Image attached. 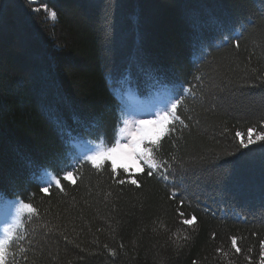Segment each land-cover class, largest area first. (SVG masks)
<instances>
[{
	"label": "trees",
	"instance_id": "1",
	"mask_svg": "<svg viewBox=\"0 0 264 264\" xmlns=\"http://www.w3.org/2000/svg\"><path fill=\"white\" fill-rule=\"evenodd\" d=\"M177 84L195 97L180 93L187 127L160 141L173 182L145 168L139 187L121 185L109 161L81 163L86 142L114 143L127 88L179 98ZM261 120L264 0H0V196L37 209L20 217L7 264H261L264 142L224 155ZM44 170L63 191H42Z\"/></svg>",
	"mask_w": 264,
	"mask_h": 264
},
{
	"label": "snow or ice",
	"instance_id": "2",
	"mask_svg": "<svg viewBox=\"0 0 264 264\" xmlns=\"http://www.w3.org/2000/svg\"><path fill=\"white\" fill-rule=\"evenodd\" d=\"M33 3H38V0H31ZM41 9L36 8L32 9L33 12H39ZM47 16L53 20L56 19V12L47 9L44 7L43 9ZM243 25H241V28ZM229 35H233L235 32L238 31L235 27L228 29ZM242 34V33H241ZM229 41V36H224L221 43H227ZM236 46L239 47L238 39L235 41ZM255 72V69H253ZM199 80L200 77H197ZM179 95V98L173 96L172 99H169L166 103L163 104L162 107L157 109L154 112L146 113L148 116L147 119H139L134 120L131 124L128 120H124V127L119 128L117 137L112 143L110 147H105L103 139L101 138L100 144L93 145V142L88 141L90 145V151L92 154L85 153L83 156L84 161L90 162L91 165L99 171L105 161L111 162V171L115 175L117 172V163L114 155L117 153H121L124 150L127 151V155L134 157L138 160V162H142V166L137 168L136 172H143L145 168L148 169L147 175L149 177L153 176V174H157L160 179L165 181L166 183H171L175 180V169L173 168V163L176 161V157H171L172 162L169 160L158 158L157 154L160 151V141L161 139L169 134V128L171 131H175V123H179L184 127L185 122L181 117L177 114L178 108L180 105L183 104L185 96L180 95V93H187L195 97V93L192 91L191 87H185L182 84H177L174 86ZM248 87H255V84L249 85ZM261 123L264 124V120H261ZM254 128L250 127L247 130V138H242V134L239 130L236 131L235 137L238 138V147L235 152H225L224 155L227 157H233L238 159L236 156V152H239L240 149H247L249 153L254 152L255 150L252 149L250 146L256 145L260 142H264V131H257L254 133ZM229 130L228 128H224V132L227 133ZM141 145H143V149H141ZM260 147L264 150V143H260ZM241 156L246 155L245 153L241 152ZM77 159H80L79 157ZM235 159L233 163L235 162ZM226 163L228 161H225ZM78 165H73L75 169ZM123 168V172L127 173L126 179H121L118 181L119 184L123 185L126 182H129L133 185L139 187V182L137 179L134 178V172L130 171L128 167L121 166ZM182 167V166H181ZM44 174L47 175L48 179L46 181L47 186L42 188V191L47 193L50 187L55 186L60 191H63V187H61V179L55 177L52 173L44 170ZM73 176L72 171H67L63 174L64 180H71ZM38 180L39 177H36ZM75 183V181H72ZM180 183H183V178L181 177ZM2 195V194H0ZM177 192L175 189L172 192V198H175ZM183 204V200L181 201ZM14 209V213L12 211ZM36 214L37 209L34 208L30 203H24L23 201L16 199L12 202L11 209L8 211L9 219L13 221L10 227L3 229V238H0V264H7L8 257H9V247L14 239L13 233L15 232L16 228L21 225L20 217L25 213ZM183 216V213H180ZM196 221V217L193 215L190 219H184L182 222L184 225H193ZM7 222V221H6ZM67 240V237H64ZM187 239V237H184ZM232 247L235 248L236 252H240V248L236 246L237 238L232 237L231 239ZM262 247H264V242H261ZM107 247V245H105ZM24 251V249H21ZM109 252L112 253L113 256L116 255L115 250L108 249ZM217 251H220L217 249ZM261 264H264V251L261 252ZM26 259V256H25Z\"/></svg>",
	"mask_w": 264,
	"mask_h": 264
},
{
	"label": "rangeland",
	"instance_id": "3",
	"mask_svg": "<svg viewBox=\"0 0 264 264\" xmlns=\"http://www.w3.org/2000/svg\"><path fill=\"white\" fill-rule=\"evenodd\" d=\"M174 93L169 90V89H163L159 88L155 92V97L151 98V100L145 102V105H137L136 102L138 101L137 98L131 97L129 98L128 96L125 97V99L122 101V106H121V125L120 128L124 127V120H128L129 123L131 124L134 120H139V119H147L148 116L146 113L149 112H154L160 107L163 106L164 103H166L169 99L173 98ZM141 149H143V145L140 146ZM128 150H124L121 153H117L114 155V158L116 159L117 163V169H122L121 167L126 166L129 168L130 171H133L134 173L136 172L135 170L137 168H140L142 166V162H138V160L134 157L128 156L127 153ZM87 154H92L90 149L86 152ZM110 165L111 162L109 161ZM48 177H46L47 181ZM14 213V209H12ZM7 221V222H6ZM10 219H8L7 216H2L0 217V228L3 229L10 227ZM1 232V233H2ZM3 235V233H2Z\"/></svg>",
	"mask_w": 264,
	"mask_h": 264
}]
</instances>
